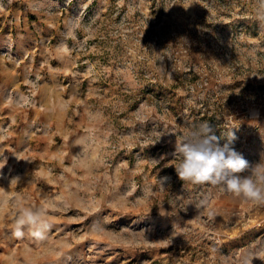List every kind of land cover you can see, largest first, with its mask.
<instances>
[{"label": "rangeland", "instance_id": "374dc122", "mask_svg": "<svg viewBox=\"0 0 264 264\" xmlns=\"http://www.w3.org/2000/svg\"><path fill=\"white\" fill-rule=\"evenodd\" d=\"M262 3L0 0V264L264 252V205L181 181L174 154L206 121L264 163ZM22 207L43 211L45 240L13 236Z\"/></svg>", "mask_w": 264, "mask_h": 264}, {"label": "clouds", "instance_id": "9594fccd", "mask_svg": "<svg viewBox=\"0 0 264 264\" xmlns=\"http://www.w3.org/2000/svg\"><path fill=\"white\" fill-rule=\"evenodd\" d=\"M261 6L264 8V3ZM260 19L264 20V15ZM232 129L225 131L227 140L221 144L210 123L194 125L175 144L174 154L180 156L175 171L183 182L220 187L234 197L264 205V163L250 165L235 150L236 136ZM207 203L204 198L195 207L199 210ZM51 228L41 209L22 207L15 218L12 234L20 239L27 230L34 239L43 241ZM256 259L264 260V252L248 253L241 264H253Z\"/></svg>", "mask_w": 264, "mask_h": 264}]
</instances>
